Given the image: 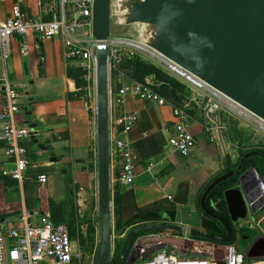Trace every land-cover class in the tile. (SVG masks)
<instances>
[{"label": "crops", "instance_id": "obj_1", "mask_svg": "<svg viewBox=\"0 0 264 264\" xmlns=\"http://www.w3.org/2000/svg\"><path fill=\"white\" fill-rule=\"evenodd\" d=\"M22 2L25 17L35 16V0ZM12 4L13 0H0L1 19L8 16ZM25 41L27 55L24 57L20 53L19 39L12 38L5 68L18 93L20 112L16 121L31 130L26 142L29 165L21 187L7 175L13 164L6 154L2 140L3 122L0 120V232L21 228V218L25 214L32 225L37 224L43 215H48L50 219L51 216L65 218L63 224L67 225L75 214L78 219L79 211L87 208L85 192L89 172L85 163L90 158L94 134L88 104L84 99L70 97L79 89L66 76L71 64L65 58L61 39L38 40L29 34ZM4 104L0 89V111ZM132 113L138 117L127 136L138 157L135 181L130 189L134 193L135 205L144 207L164 199L172 201L178 193L179 183L186 182L187 202L176 205L175 221L172 223L181 226L183 233L165 234L163 242L167 244L166 251L174 256L186 254L202 258L218 253L224 245L189 238V231L195 227L185 218H179L178 209L185 206L195 212L199 223L195 229L205 232L200 225L202 214L195 211L199 194L209 182L227 170L235 172L238 168L240 160L230 154L226 134L223 136L221 128L214 130L208 126L209 122H218L219 117L213 120L202 113L192 116L190 131L196 143L191 153L182 157L171 154L168 147L169 130L175 123L170 108L140 101L134 96L127 97L124 108L110 112L111 138L124 136L123 115ZM148 162L160 163L147 172ZM119 166L116 163L113 168V178L119 173ZM39 176H45L47 182L39 183ZM249 181L255 182L254 175L243 178L245 188ZM119 185L124 190V186ZM250 216L245 225H252V228L255 225L264 230L263 210ZM123 219H127L126 215ZM132 228L115 237L112 226V237L115 241L123 239ZM148 238L145 239L146 245L156 236ZM77 244L81 249L79 242ZM251 263L264 264V259H255L248 264Z\"/></svg>", "mask_w": 264, "mask_h": 264}, {"label": "water", "instance_id": "obj_2", "mask_svg": "<svg viewBox=\"0 0 264 264\" xmlns=\"http://www.w3.org/2000/svg\"><path fill=\"white\" fill-rule=\"evenodd\" d=\"M90 31L98 42L94 85L100 230L94 264H133L148 260L162 248L149 247L146 253L130 258L129 245L136 235L150 231L181 234L183 228L169 223L134 227L126 234L117 259L108 261L113 238V196L109 74L104 42L122 40L147 48L264 124V0H92ZM215 124L218 128L217 121ZM250 156L240 161L235 172L227 170L214 179L200 198L203 213L219 223L225 235L194 228L189 231V238L233 247L239 231L216 213L217 208L214 207L215 212L209 210L206 199L216 187L234 177L235 183L223 192L230 223L246 221L250 214L262 210L264 201L258 198V189L250 194L243 185V178L254 175V169L236 175ZM131 188L132 184L124 185V191ZM242 248L247 249L246 259H264V235L251 237L247 248Z\"/></svg>", "mask_w": 264, "mask_h": 264}, {"label": "built area", "instance_id": "obj_3", "mask_svg": "<svg viewBox=\"0 0 264 264\" xmlns=\"http://www.w3.org/2000/svg\"><path fill=\"white\" fill-rule=\"evenodd\" d=\"M92 0H35L37 13L26 18L23 14L22 0L13 2L8 16H0V89L5 101L0 111V120L3 122L2 140L6 147V154L12 160V168L7 175L20 187L26 175L29 161L27 158L26 142L31 130L27 125L18 124L16 117L20 112L18 93L11 84L6 72V62L10 57V44L13 37L19 39L20 53L27 55V35H33L38 40H52L60 38L65 58L71 67L80 69L86 83L89 76L95 78V50L98 42L91 36L90 16ZM80 30L79 33L75 31ZM107 51V66L109 74V101L110 111L122 109L128 96H134L140 101L154 102L159 106L169 107L174 125L169 130L168 147L171 154L187 157L195 147V137L190 131L193 117L188 109L191 104L201 108L203 114L209 118L218 116L223 109L230 111L235 106L204 86L201 82L178 69L173 64L152 53L147 48L129 41L107 39L104 42ZM140 57L150 62L166 74L183 84L192 94L188 103L178 106L173 101L161 96L154 88L151 78L144 82L130 80L123 69L125 60ZM153 60L157 61L155 64ZM84 91L86 90L83 89ZM80 91V89H79ZM138 121L135 113L124 114L123 137L109 140L110 167L112 183L122 186L133 184L135 181V165L137 154L128 139V134ZM264 133V125L260 126ZM119 163L117 178H113V168ZM160 162H148L147 172H150ZM255 183L249 181L246 189L250 194L258 189V198L264 201V183L254 173ZM38 182L45 184V176H39ZM262 210H264V205ZM21 228L9 229L0 232V264H77L82 263L81 249L71 238L66 224H55L48 215H43L37 224H30L28 216H22ZM152 234V235H151ZM140 236L134 240L129 250V257L144 254L149 247L161 245L162 248L151 254L148 260H137L133 264H248L246 256L231 246L224 245L218 253H211L208 257H195L189 255L174 256L166 251L167 244L163 242L165 234L151 233ZM156 236L147 245L148 237ZM146 239V240H145ZM169 246V245H168ZM114 256L112 245L108 257L109 263ZM252 264V263H251ZM255 264V263H254Z\"/></svg>", "mask_w": 264, "mask_h": 264}, {"label": "trees", "instance_id": "obj_4", "mask_svg": "<svg viewBox=\"0 0 264 264\" xmlns=\"http://www.w3.org/2000/svg\"><path fill=\"white\" fill-rule=\"evenodd\" d=\"M16 0H13L15 2ZM123 69L126 72L127 76L130 80L135 82H144L145 79L151 78L154 83V88L161 96L164 98L173 101L178 106H184V104L188 103L191 98V92L180 82L166 74L164 71L156 67L154 64L150 62H146L141 60L140 57H134L131 60H125L123 63ZM66 76L68 79L73 81L74 85L80 91L74 93L71 99H85V91L83 89L86 88V83L84 81L83 73L80 69L70 68L66 72ZM191 116L195 114L201 113L196 109L194 104H191L188 109ZM246 154H251L250 157L244 159L242 164V168L240 172H237L236 175L241 172L253 168L264 183V151L263 150H251L246 151L240 155V158H243ZM92 158V155H90ZM91 167V166H90ZM92 169V167H91ZM118 174L114 176L117 178ZM236 181V177L232 178L230 181L221 184L216 187L207 197L206 206L209 210L214 211V207L219 210L218 213L220 216L225 218V220L230 223V218L226 210L225 201L223 198V192L230 188ZM212 182V181H211ZM209 182L204 189L201 191L197 201V207L202 214V220L200 225L203 229H205L206 233H210L212 235L221 236L220 232L223 233L224 230L221 228L219 223L215 220L207 217L200 208V198L204 192V190L211 183ZM187 190L188 184L186 182H181L178 185V193L173 197L172 201L167 199L161 200L159 202H155L152 205L137 207L135 205L134 193L132 190L124 191L123 188L115 182L113 185V232L115 237H119L125 233L128 228L137 227L146 224H155V223H169L172 224L175 221V208L178 204H186L187 202ZM213 203V206H212ZM73 214L75 212L73 211ZM127 217V219H123V216ZM51 220L55 224L65 223V218H53L51 216ZM77 216L75 214L72 217V221L67 223V226L70 231L71 238L73 240H78L79 245L82 247L85 242L83 237L79 234L77 229ZM63 221V222H62ZM264 225V224H263ZM94 233V230H91ZM151 233H169L175 234L173 232H162V231H150L146 233H141L136 235L130 242L129 250L132 246L134 240L140 236L151 234ZM126 236V235H125ZM125 238V237H124ZM123 239H118L115 241L114 245V256L111 260L113 263L121 250L122 244L124 242ZM202 240V239H197ZM93 241V240H92ZM207 241V240H202ZM98 251V243L96 245ZM238 250V249H237ZM240 251V250H239ZM246 262L249 263L250 260L246 259Z\"/></svg>", "mask_w": 264, "mask_h": 264}, {"label": "rangeland", "instance_id": "obj_5", "mask_svg": "<svg viewBox=\"0 0 264 264\" xmlns=\"http://www.w3.org/2000/svg\"><path fill=\"white\" fill-rule=\"evenodd\" d=\"M79 32L80 30L75 31V33ZM152 61L157 64L156 60L152 59ZM84 98V100L88 104L91 118L93 121L94 134L90 154L92 155V158L89 156L90 158H88L85 163L89 172L88 181L86 182L87 190L85 192L87 199V208L80 210L78 213L77 229L85 242V244L81 247V254L83 258L81 264H94L95 257L97 254L96 245L99 239L100 217L98 212L97 200L96 92L93 76L91 75L89 76V81L87 82ZM196 109L203 114L201 108L197 107ZM218 115V122L220 126H218V129L221 128V130H219L222 131L223 136L226 134V140L228 139L230 143L228 145V148H230V154L234 158H239L242 153L254 149L264 151V133L260 130V126L264 125L263 123H261L248 113L244 112L237 106H235V108L230 111L223 109ZM208 126L213 128L214 130L217 128L216 124L211 122L208 123ZM90 166L92 167V169ZM79 173L80 172H78V174ZM195 211L199 213L197 206ZM178 216L179 218H185V221H188L195 228H198L199 223L197 214L195 212H192L189 207L181 206V208L178 209ZM250 218L251 216L249 215L247 220ZM191 221H193V223ZM245 222L246 221L244 220L239 221L235 224L236 229L239 231L236 240L237 242H239L238 245H240V247L237 246L236 249L239 250L240 248L241 251H243L242 247L244 245L245 247H247V240H250L251 237L264 235V230L259 229L255 225L253 228H248V226L245 225ZM92 229L94 230V233L91 232ZM114 241L115 237L112 238L113 247ZM77 243L78 242L76 240L75 245H78ZM236 243H234L233 246H235ZM144 244L145 243L143 242V245Z\"/></svg>", "mask_w": 264, "mask_h": 264}, {"label": "flooded vegetation", "instance_id": "obj_6", "mask_svg": "<svg viewBox=\"0 0 264 264\" xmlns=\"http://www.w3.org/2000/svg\"><path fill=\"white\" fill-rule=\"evenodd\" d=\"M246 155H248V154H246ZM246 155H245V156H246ZM245 156H244V157H245ZM244 157H243V158H244ZM243 158H240V157H239V160L241 161ZM231 226H233V228H235V224H232V223H231ZM220 234H221V236H224V235H225V232H223V233L220 232ZM237 234H238V233H237ZM236 239H237V236H236V238H235V240H234V243L237 242ZM247 241H248V240H247ZM238 243H239V242H237V243L235 244V246H233L235 249L237 248V246L240 247V245H238ZM246 244L248 245V243H246ZM244 247H245V245H244ZM245 248H247V247H245ZM240 251H241V250H240ZM246 251H247V249H246L245 251H242V252H243L244 254H246Z\"/></svg>", "mask_w": 264, "mask_h": 264}]
</instances>
